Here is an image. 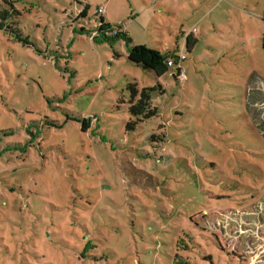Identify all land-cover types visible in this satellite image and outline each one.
Instances as JSON below:
<instances>
[{
	"label": "rangeland",
	"instance_id": "obj_1",
	"mask_svg": "<svg viewBox=\"0 0 264 264\" xmlns=\"http://www.w3.org/2000/svg\"><path fill=\"white\" fill-rule=\"evenodd\" d=\"M101 6L131 43L102 41ZM263 13L0 0V264H264ZM130 44L184 55L185 79L129 62ZM132 85L156 115H131Z\"/></svg>",
	"mask_w": 264,
	"mask_h": 264
},
{
	"label": "trees",
	"instance_id": "obj_2",
	"mask_svg": "<svg viewBox=\"0 0 264 264\" xmlns=\"http://www.w3.org/2000/svg\"><path fill=\"white\" fill-rule=\"evenodd\" d=\"M81 16H86L85 11L80 12ZM263 22H264V13H263ZM4 23L0 24V27H3ZM114 32L111 25L109 23H106L103 20V17L99 18V25H98V33L102 37V41L107 42H113L116 39H122L128 41V43H131V40L129 39L127 33H119ZM80 32H84V30H81ZM106 33L111 34L109 36H106ZM98 37H95L94 40H96ZM192 42H189V46H191ZM131 45V44H130ZM167 59L168 57L161 55L157 50L140 46V45H131L128 46L127 51V60L139 67H141L144 70L152 71L157 77H161L168 73V71L173 67L167 66ZM177 73L178 70L175 69V71H172V76L177 79ZM129 89L131 90V94L133 97H135L137 94H139V97L136 102H132V106L130 107L129 111L132 116H136L137 118H143L147 119L157 114V111L155 108L151 109V100H150V92L154 90V88L147 89L143 88L141 90H138L135 85L129 86ZM141 122V120H138ZM135 123H133L134 125ZM88 121L86 119L83 120L82 123V131L86 130L88 128ZM127 128H134V126H130L128 124ZM236 255V253H235ZM238 257V256H237ZM239 258V257H238ZM240 260V258H239Z\"/></svg>",
	"mask_w": 264,
	"mask_h": 264
},
{
	"label": "built area",
	"instance_id": "obj_3",
	"mask_svg": "<svg viewBox=\"0 0 264 264\" xmlns=\"http://www.w3.org/2000/svg\"><path fill=\"white\" fill-rule=\"evenodd\" d=\"M104 13H105V9H104V7L101 6V7H99L97 9L95 14L98 15L99 17H103ZM184 60H185V56L184 55H179V57H177L176 60L167 59V66L168 67H174V66L177 67V70H178L177 79L180 80V81H183L185 79V74H184V71H183V68H182V62Z\"/></svg>",
	"mask_w": 264,
	"mask_h": 264
}]
</instances>
